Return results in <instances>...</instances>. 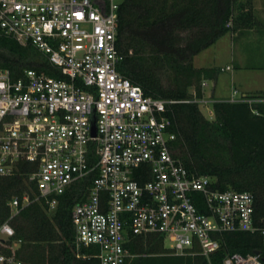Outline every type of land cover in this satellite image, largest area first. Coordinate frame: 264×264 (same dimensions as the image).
I'll return each mask as SVG.
<instances>
[{
	"label": "built area",
	"instance_id": "built-area-1",
	"mask_svg": "<svg viewBox=\"0 0 264 264\" xmlns=\"http://www.w3.org/2000/svg\"><path fill=\"white\" fill-rule=\"evenodd\" d=\"M122 0H0V33L40 52L56 72L0 67V177L27 165L33 199L8 201L0 245L14 236L10 220L31 201L53 214L75 190L73 244L82 258L128 264L132 238L156 235L173 255L208 261L224 234L256 232L248 191L219 190L208 175L191 173L173 155L171 105L203 98L145 95L118 67V9ZM227 70L230 69L226 66ZM207 85L206 81L201 83ZM254 113L264 96H236ZM215 102V101H213ZM16 245L12 242V246ZM0 264H20L0 253ZM221 264H264L261 254H227Z\"/></svg>",
	"mask_w": 264,
	"mask_h": 264
},
{
	"label": "trees",
	"instance_id": "trees-1",
	"mask_svg": "<svg viewBox=\"0 0 264 264\" xmlns=\"http://www.w3.org/2000/svg\"><path fill=\"white\" fill-rule=\"evenodd\" d=\"M235 0H122L118 9L117 46L124 59L118 70L145 95L184 100L202 97L203 81L217 77L214 69H192V59L219 37L232 30ZM238 17L244 24L253 15L241 5ZM178 32H187L182 37ZM0 67L18 74L25 68L56 72L44 56L36 57L29 46L0 36ZM164 66L176 75H194L197 87L188 93L190 80L175 78L164 86L159 73ZM214 81V80H213ZM181 82V83H180ZM264 95V92H254ZM213 120L203 117L197 103H175L170 116L176 139L173 155L191 173L208 175L219 190L248 191L254 199V224L264 229V104L255 105L257 114L245 102L215 101ZM27 165L17 174L0 177V223L9 217L8 201L24 194L33 199L37 191L25 183ZM25 188V190H24ZM75 190L63 195L53 214L44 202L31 201L10 220L14 236L0 245V253L13 255L20 264H97L92 248L73 244L71 207ZM12 242L16 245L12 246ZM129 250L137 254L128 264H221L227 254L245 255L258 250L264 259V235L260 231L224 234L220 249L208 261L200 255H171L156 235L131 239Z\"/></svg>",
	"mask_w": 264,
	"mask_h": 264
},
{
	"label": "rangeland",
	"instance_id": "rangeland-1",
	"mask_svg": "<svg viewBox=\"0 0 264 264\" xmlns=\"http://www.w3.org/2000/svg\"><path fill=\"white\" fill-rule=\"evenodd\" d=\"M240 5L250 10L253 15L248 25L238 17L242 10ZM233 18L232 30L196 54L191 62L194 71L214 69L217 72L214 81L207 80V85L202 87L201 98L208 102H197L199 111L208 120L214 118L213 101L228 99L232 88L236 90V96L248 90L264 92V0H235ZM177 34L182 37L189 35L187 32ZM0 36L3 35L0 33ZM30 48L36 53V57L43 56L34 48ZM226 66L230 69H225ZM159 76L164 86L175 84V78L181 82L190 80L191 86L188 88L190 94L198 83L194 75L182 78L176 75V71L169 66H164Z\"/></svg>",
	"mask_w": 264,
	"mask_h": 264
},
{
	"label": "water",
	"instance_id": "water-1",
	"mask_svg": "<svg viewBox=\"0 0 264 264\" xmlns=\"http://www.w3.org/2000/svg\"><path fill=\"white\" fill-rule=\"evenodd\" d=\"M243 96H245V97H258V96H264V95L256 94V93H244ZM253 253L259 254L260 252L258 250H254Z\"/></svg>",
	"mask_w": 264,
	"mask_h": 264
},
{
	"label": "crops",
	"instance_id": "crops-1",
	"mask_svg": "<svg viewBox=\"0 0 264 264\" xmlns=\"http://www.w3.org/2000/svg\"><path fill=\"white\" fill-rule=\"evenodd\" d=\"M248 92H250V93H252V92H259V90H248V91H244L243 94L244 93H248Z\"/></svg>",
	"mask_w": 264,
	"mask_h": 264
}]
</instances>
